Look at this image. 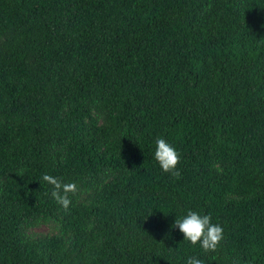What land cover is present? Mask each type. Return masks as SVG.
Instances as JSON below:
<instances>
[{"label":"trees","instance_id":"1","mask_svg":"<svg viewBox=\"0 0 264 264\" xmlns=\"http://www.w3.org/2000/svg\"><path fill=\"white\" fill-rule=\"evenodd\" d=\"M189 210L216 252L172 227ZM193 256L264 264V0H0V264Z\"/></svg>","mask_w":264,"mask_h":264},{"label":"clouds","instance_id":"2","mask_svg":"<svg viewBox=\"0 0 264 264\" xmlns=\"http://www.w3.org/2000/svg\"><path fill=\"white\" fill-rule=\"evenodd\" d=\"M154 159L158 162L161 170L171 176L179 178L180 172L177 165L180 161L178 152L165 139L157 138L155 141ZM43 180L53 186L52 197L65 209L68 208L71 200L69 193L75 194L78 186L75 182L62 183L59 179L45 174ZM173 228L179 230L183 240L189 241L192 245L199 244L205 253L216 252L223 240V228L211 222L209 215H200L189 210L182 218L175 219ZM186 264H204V261L197 257H189Z\"/></svg>","mask_w":264,"mask_h":264}]
</instances>
